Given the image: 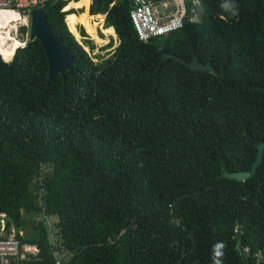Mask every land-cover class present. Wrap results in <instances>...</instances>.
Returning <instances> with one entry per match:
<instances>
[{
	"label": "trees",
	"instance_id": "16d2710c",
	"mask_svg": "<svg viewBox=\"0 0 264 264\" xmlns=\"http://www.w3.org/2000/svg\"><path fill=\"white\" fill-rule=\"evenodd\" d=\"M199 1L179 0L183 26L143 42L128 0H49L75 57L65 76L47 80L37 40L0 56V213L4 237L38 249L28 264H56L54 250L61 264H214L217 242L222 264H243L238 246L264 264V160L224 177L264 144V0ZM97 28L119 44L94 61Z\"/></svg>",
	"mask_w": 264,
	"mask_h": 264
},
{
	"label": "built area",
	"instance_id": "2783aa9c",
	"mask_svg": "<svg viewBox=\"0 0 264 264\" xmlns=\"http://www.w3.org/2000/svg\"><path fill=\"white\" fill-rule=\"evenodd\" d=\"M47 1L49 0H0V11H14L20 15L31 16L33 9L42 8ZM128 1L132 3V8L129 11L130 19L139 40L143 42L154 37L167 36V34L181 28L187 15L185 9L179 8V0ZM28 36L29 32L27 31L26 37ZM28 41L29 39L26 40L24 36L20 48H25ZM49 217L55 218L54 222H47L50 231H53L58 218L51 215ZM5 218L6 215L0 213V264H28L29 261L35 260L38 254V249L35 246L21 244L14 236L13 231L8 237H4ZM235 231L237 232L238 229ZM54 256L56 257V264H61L62 258H68L65 257L67 253L60 254L55 250ZM257 258L259 262L264 258V253H258Z\"/></svg>",
	"mask_w": 264,
	"mask_h": 264
},
{
	"label": "water",
	"instance_id": "95a60500",
	"mask_svg": "<svg viewBox=\"0 0 264 264\" xmlns=\"http://www.w3.org/2000/svg\"><path fill=\"white\" fill-rule=\"evenodd\" d=\"M28 32L29 40H37L45 53L47 59V80L50 81L58 74L65 76V73H67L68 69L73 64L75 57L70 53L69 47L63 45L62 37L55 36V34L51 32L43 8L40 7L32 10ZM167 56L168 54H166L164 58H166ZM169 56L171 58H178L176 55L173 54H169ZM178 59L183 63L187 64V66L194 71H214V68L211 64L206 65L200 62L197 57H195L194 61L191 63L187 62L182 58ZM263 160L264 144H261L258 146L257 159L253 163L251 171L224 174V177L232 180H244L248 177H252L257 173V170L262 165ZM45 204L46 202L44 203V205ZM237 248L240 252V255L243 257V264H247L244 258L245 250L239 246Z\"/></svg>",
	"mask_w": 264,
	"mask_h": 264
},
{
	"label": "rangeland",
	"instance_id": "374dc122",
	"mask_svg": "<svg viewBox=\"0 0 264 264\" xmlns=\"http://www.w3.org/2000/svg\"><path fill=\"white\" fill-rule=\"evenodd\" d=\"M63 1H67V0H63ZM74 1H76V0H74ZM68 2V4H69V2L70 1H67ZM92 2H93V0H92ZM194 2L197 4V5H200V1L199 0H194ZM68 6V5H67ZM67 6H65V7H67ZM91 6H92V4H91ZM91 6H90V10H89V13L91 14ZM65 9V8H64ZM72 10H74L76 13V15H80V14H82L83 12H84V10L83 9H79V10H77V9H72ZM69 11H71V10H69ZM92 15V14H91ZM21 16L23 17L22 19H23V21H19L18 22V24H17V28H15V29H13L12 30V34H13V37H15V38H17L19 41H21L22 39H23V37H22V33H23V31H22V27L23 26H26L28 29H29V23H30V16H25V15H23V14H21ZM92 16H96V15H92ZM103 16V15H102ZM27 18V19H26ZM25 20V21H24ZM193 20L194 21H196L197 20V18H193ZM28 21V22H27ZM103 23H104V19L101 21V27L102 28H104L103 27ZM80 28H83V26H77V30H79ZM85 28V27H84ZM15 30V31H14ZM86 30V29H85ZM87 32V31H86ZM87 34H88V32H87ZM88 36H89V34H88ZM97 36H98V38H100L101 40H102V42L101 43H96L95 41H93L92 40V38L89 36V38L88 39H90L92 42H93V44H94V46H95V48H93V49H91L90 47H88V49H86L88 52H89V54H90V56H91V58H93V60L94 61H97L98 59H100L99 57H98V55L99 56H102V57H107L110 53H112V51L118 46V44H119V42L117 41V37L115 36L114 38L113 37H110V36H107V34H105L104 32H103V29H102V31H101V29L100 28H97ZM167 36H168V34H167ZM25 38H26V40H28L29 38L28 37H26V33H25ZM77 41H79V40H77ZM84 41H85V39H80V43H82L83 45H84ZM86 46V45H85ZM18 50V49H17ZM13 60H14V58H13ZM12 60V61H13ZM11 61V62H12ZM8 63H10V62H8ZM29 215H27L26 216V218H27V220H29ZM33 222L34 223H40V221L41 220H44V213L42 212H39V213H37V214H35V215H33ZM55 221V218H53V217H49V216H46V221H45V225L47 224V222H54ZM52 232V231H51ZM50 233V232H49Z\"/></svg>",
	"mask_w": 264,
	"mask_h": 264
},
{
	"label": "bare ground",
	"instance_id": "6f19581e",
	"mask_svg": "<svg viewBox=\"0 0 264 264\" xmlns=\"http://www.w3.org/2000/svg\"><path fill=\"white\" fill-rule=\"evenodd\" d=\"M22 18L18 12L0 11V55L7 61L13 60L16 49L22 45L11 33L18 22L23 21Z\"/></svg>",
	"mask_w": 264,
	"mask_h": 264
},
{
	"label": "clouds",
	"instance_id": "9594fccd",
	"mask_svg": "<svg viewBox=\"0 0 264 264\" xmlns=\"http://www.w3.org/2000/svg\"><path fill=\"white\" fill-rule=\"evenodd\" d=\"M69 12V11H67ZM225 245L223 242H217L213 245V261L214 264H222L221 257L223 256V249Z\"/></svg>",
	"mask_w": 264,
	"mask_h": 264
},
{
	"label": "crops",
	"instance_id": "0c3cea01",
	"mask_svg": "<svg viewBox=\"0 0 264 264\" xmlns=\"http://www.w3.org/2000/svg\"><path fill=\"white\" fill-rule=\"evenodd\" d=\"M91 4H93V2L91 3ZM104 17H105V15H104ZM104 19V18H103ZM80 32V31H79ZM80 36H81V34H80ZM82 38V37H81Z\"/></svg>",
	"mask_w": 264,
	"mask_h": 264
}]
</instances>
